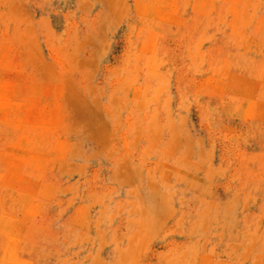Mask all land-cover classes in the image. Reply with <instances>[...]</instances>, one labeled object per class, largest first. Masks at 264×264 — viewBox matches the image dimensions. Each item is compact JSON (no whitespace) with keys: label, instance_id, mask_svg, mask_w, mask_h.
Listing matches in <instances>:
<instances>
[{"label":"rangeland","instance_id":"374dc122","mask_svg":"<svg viewBox=\"0 0 264 264\" xmlns=\"http://www.w3.org/2000/svg\"><path fill=\"white\" fill-rule=\"evenodd\" d=\"M0 264H264V0H0Z\"/></svg>","mask_w":264,"mask_h":264}]
</instances>
